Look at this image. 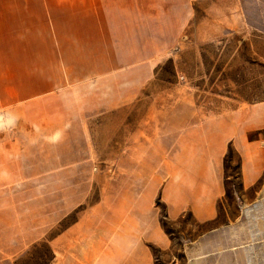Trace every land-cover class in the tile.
<instances>
[{"label":"rangeland","instance_id":"374dc122","mask_svg":"<svg viewBox=\"0 0 264 264\" xmlns=\"http://www.w3.org/2000/svg\"><path fill=\"white\" fill-rule=\"evenodd\" d=\"M262 105L264 0H0V264H230L264 177L214 150Z\"/></svg>","mask_w":264,"mask_h":264},{"label":"crops","instance_id":"0c3cea01","mask_svg":"<svg viewBox=\"0 0 264 264\" xmlns=\"http://www.w3.org/2000/svg\"><path fill=\"white\" fill-rule=\"evenodd\" d=\"M94 36L96 50L93 59H96L98 66L109 65H126L133 64L138 59L142 58V52L132 51L127 54L126 45L129 41H139L140 38L120 37V34L112 37L104 31H98ZM122 41V42H121ZM122 46L120 47V45ZM113 47L116 49V56H111ZM113 61H110V57ZM246 114L237 117V128L231 129L230 133L222 136L220 143H216L214 160L218 161L222 154L226 153L229 143L236 138L237 146L244 156L242 160V175L247 186L253 184L257 179L264 177V105L255 109H248ZM263 133V136L260 134ZM225 145V147H224ZM1 159L0 164L4 165L5 161ZM17 176H20L19 174ZM244 214L252 213L253 222L246 224L253 225L254 233L251 235L250 242L247 248L235 249L234 245L229 250H224L227 258H230V264H264V184L256 191V200L245 205ZM239 220V218H237ZM235 220H231L234 224ZM238 236L231 235V242L237 241Z\"/></svg>","mask_w":264,"mask_h":264}]
</instances>
